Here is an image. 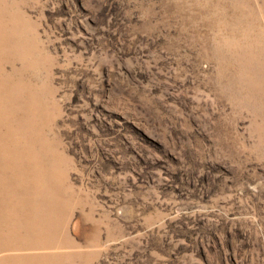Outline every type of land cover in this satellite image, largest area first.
<instances>
[{
	"label": "rangeland",
	"instance_id": "obj_1",
	"mask_svg": "<svg viewBox=\"0 0 264 264\" xmlns=\"http://www.w3.org/2000/svg\"><path fill=\"white\" fill-rule=\"evenodd\" d=\"M9 186L61 264H264V0H0Z\"/></svg>",
	"mask_w": 264,
	"mask_h": 264
},
{
	"label": "bare ground",
	"instance_id": "obj_2",
	"mask_svg": "<svg viewBox=\"0 0 264 264\" xmlns=\"http://www.w3.org/2000/svg\"><path fill=\"white\" fill-rule=\"evenodd\" d=\"M4 5L7 6L5 2ZM237 61L239 62H237L238 66H246L245 60L242 57L237 58ZM40 178V175H37L35 178V186L37 187L39 186ZM5 191L7 193V205L6 201H3L0 203V207L14 210L12 197L15 196V191L11 190L10 186ZM64 205L65 203L62 200H54L52 203L53 212L58 214V209L64 207ZM18 206L24 208L23 205ZM32 211L35 213H43L37 209H33ZM67 213H65L66 217L62 220L63 226L61 227V230L55 226L48 225L46 222L40 228L41 233L34 236H32L33 234L30 232L24 230L25 225L23 224L11 223L7 226L0 225V238L4 241L14 239L11 242L0 241V248H6L9 251H13L7 255H0V262L11 264H61L65 258L71 260H74L76 257L80 258L78 252V255H76L75 253L69 252H61L58 254L56 251H53L55 249L69 247L73 244L71 240H67L68 237L66 236V233H64ZM5 214L8 216L10 215V213ZM31 236L32 241L28 242V239Z\"/></svg>",
	"mask_w": 264,
	"mask_h": 264
}]
</instances>
